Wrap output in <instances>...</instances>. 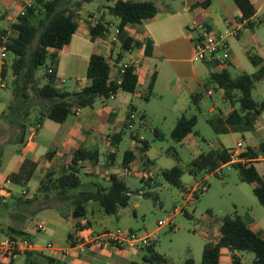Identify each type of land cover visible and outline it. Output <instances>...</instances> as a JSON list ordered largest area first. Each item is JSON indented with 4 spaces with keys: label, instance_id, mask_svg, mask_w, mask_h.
Returning a JSON list of instances; mask_svg holds the SVG:
<instances>
[{
    "label": "crops",
    "instance_id": "obj_1",
    "mask_svg": "<svg viewBox=\"0 0 264 264\" xmlns=\"http://www.w3.org/2000/svg\"><path fill=\"white\" fill-rule=\"evenodd\" d=\"M32 1L33 0H0V28L6 30L7 35L15 34L11 26L16 22L17 17L24 11L25 7L30 5ZM116 1L118 0H107V4L103 5L102 9L98 8L97 10L98 16L103 18V21L101 22L107 28V38L105 41L95 43L91 40L87 26L94 25L100 18L94 13L84 12V6H82L79 14L80 16L86 14L85 18L83 19L81 17L77 30L72 36L69 44L57 52L58 64L56 66V75L61 80V83L62 76L75 78V89L72 92H77L81 88L90 84V80L86 78V70L89 58L92 54L102 55L109 60H111L110 58L114 59L113 42L116 38L115 34L112 38L109 37L111 36V33H109V27L113 26L114 31L116 32L119 21L112 16H109L111 21H107L105 14H107V7L113 5ZM121 1H150L154 3L157 8V14L153 18L145 19L137 26L125 27L126 33L132 39L141 43L140 48L129 50L124 54L121 53L123 57L124 55H128V58L124 60L122 57L119 62L120 67L124 63L132 62L130 67L134 69L137 75L135 92L128 93L132 95L129 97L126 95L127 92L118 90L113 98L105 100H103V98L96 99L91 107L82 108L77 114L73 112L69 115L63 124H59L60 130L56 133H53L51 130L44 132L46 120L44 119L41 124H39V127L29 131L22 145H17L16 149L8 151L7 154V146L16 144L9 142L10 131L5 124L2 123L0 118V157L2 158L0 184H3L6 179H11V175L16 174L20 170L24 161L35 163L36 169L34 170L30 181L25 187H22V190H26L29 199H31L36 193L39 183L46 172L57 171L63 167H67L70 163L72 153L77 148H83L86 150H97L99 161L95 165L85 162V164L81 166L80 170L82 171H80L79 177L82 184L89 185L90 183H99L98 181L100 180L104 183H108L110 175H116L122 178L125 182V176L137 175L139 181L144 185L152 186L153 183L149 184L150 182L146 178H143L149 170L153 172L152 164L145 157L148 147L145 151H141V146L131 138V135H134V132V137L144 141L145 139L139 135L135 127L133 132L129 130L131 145L126 151L132 152L133 161L128 165L132 169V172L128 175L121 172V169L123 168L121 165V159L125 151L122 153L120 152L119 144L122 141L124 129H127L126 119L129 111L132 109L133 112H136L137 114V107L139 105L136 106L135 102L133 103L134 97H136L140 103L142 99L149 103L152 98H162L169 94H175L177 102L175 103L173 110L174 121L172 120V125H170L173 129L177 119L180 116L185 115L184 111L186 107H188L189 104L192 105V95H202L201 98H199V106L202 105L201 99L203 94L208 95L209 97L213 95V91L209 89L208 86V84H215L210 82V74L221 70L211 64L192 61V40L194 35L189 32L191 24L193 22L204 23L214 32L224 36L231 59L229 67L237 68L240 66L237 54L229 45V40L233 38L240 40L243 36H246L245 40L241 43V47L247 53V58L252 65L249 74H253L258 69V66H255L252 63L251 58L264 59V54L258 53L261 41L256 36L254 30L258 24L261 23L259 15L264 9V0H249L255 9V14L250 18L254 20L255 23L252 24L251 27L247 26V24L241 20V12L233 0ZM235 28H237L238 34L237 36H232L230 32ZM147 41L151 43L150 56H146L144 52V46ZM50 51L53 52V50ZM120 52L121 51L119 50L117 54ZM7 55L8 54L5 53V58H2V48L0 47V91L3 93H0V116L12 100L10 90L6 87V82L1 79V69L6 61L5 59ZM63 57L65 58L63 59ZM151 61H154L155 63H151ZM63 65L67 67V70L63 68ZM227 68L224 70L229 73ZM153 72H155V82L149 93L147 91V85L149 77ZM210 91L211 93L208 94ZM222 93L223 101L229 102L231 104L230 108L223 113L217 111V108L213 105L209 109L207 117L209 119H207V121L220 119L227 128L226 133L232 134L233 132H236L237 135L241 136V139H234L232 146L227 147L222 146L221 142H218L210 151L219 149L229 150L234 148L237 142L243 140L244 149H251L256 153L252 162V165L255 168L254 165L256 163L264 162V152L259 150L260 144L264 142V136L255 138V127L260 122L262 110L258 115L257 121L253 123L251 128L231 130L226 123V119L232 110L237 109L239 94L235 91L232 92L233 100L229 101L225 98L223 90ZM235 104H237V107H235ZM144 110L146 111V109ZM119 114L121 115L120 120H118ZM138 116H140L139 118L141 120L140 126H147L149 124L145 114H140ZM245 131L249 135L247 139H244L243 132ZM41 132L42 134H40ZM155 132L159 131L155 129ZM118 133H121L120 141L118 143L112 144L111 142H107L106 138L108 136L111 138L112 136H115V139H117L116 134ZM188 140L189 137L182 143L185 144ZM226 165L227 164H224L221 167ZM255 170L257 172L256 168ZM92 173L99 175L97 176L99 180H88L84 182L82 177L85 176L90 178ZM81 174H83V176H81ZM261 177H264V175ZM32 180H34L35 184L31 186L32 192L30 191L31 193H29L30 182ZM11 184L14 183L11 182ZM108 185H104V187H108ZM6 188L10 189L14 196L5 200L0 198V203H3L5 206L11 205L16 198L22 197L20 195L21 192L18 194L16 190L12 189L9 185H7ZM46 211H50L48 212L50 214H43L45 216L39 221L45 224V229L43 231L46 230L47 224H54L57 230L61 231V235L67 232V239L62 245H59L58 247L55 246V250L33 252L30 256H25V261L29 264H145L144 258L146 257V254L133 249L117 250L110 248L108 250H96L94 252L88 251L86 253L71 251L68 255L65 253L63 254L62 250L68 248L71 244H74L79 236L100 233L108 230V217L110 215L104 214L101 208L92 203L88 204L85 217H69L68 219H65L55 209H47ZM46 211L38 213L37 215L45 213ZM14 216L24 220L22 227L15 226V228L22 229L25 232L28 226L27 222H29L33 216L29 217L28 215L19 212V210L16 211ZM244 221L253 232L259 233L264 239V219L262 220L263 226H261V224L253 217H248V220ZM205 232L200 249L196 248V255L193 252L191 253V258L194 262L196 261V258L202 256L203 247L206 243L216 242L219 235L218 224L212 230L207 228ZM154 234L155 233L149 235L154 236ZM34 246L44 247L41 245ZM45 252H49V254L45 255ZM233 255L239 258L241 264H248L244 261L242 253L236 251L231 252L228 248H222L220 250V264H232ZM163 257L171 264H175L170 255L165 254ZM185 259L180 262H183Z\"/></svg>",
    "mask_w": 264,
    "mask_h": 264
},
{
    "label": "trees",
    "instance_id": "obj_2",
    "mask_svg": "<svg viewBox=\"0 0 264 264\" xmlns=\"http://www.w3.org/2000/svg\"><path fill=\"white\" fill-rule=\"evenodd\" d=\"M91 0H33L25 7L23 14L17 17L11 26L14 35H7L6 30L0 28V47L5 48L10 60L2 66L1 79L6 82L12 100L6 106L0 118L10 131L9 142L22 145L31 129H36L44 119L57 124H63L69 115L76 109L91 107L96 99H109L118 90L134 93L137 86V75L132 67L125 70L120 76L119 62L122 54L132 49L141 47V43L132 39L125 31L127 26H137L145 19L153 18L157 8L150 1L132 2L116 1L107 7L109 16L117 19L118 32L115 35L120 44V53L111 60L92 54L89 58L86 78L90 84L77 92H69L61 88V80L56 75L57 52L68 45L77 30L81 20L80 9ZM241 12V20L250 19L255 14V9L249 0H233ZM100 18L94 25H88L91 40L101 43L107 38V28ZM252 24H247L251 27ZM145 55L151 54V43L147 41L144 46ZM50 50H53L51 52ZM49 61V65L46 62ZM252 63L258 66L253 74H240L230 76L226 70L210 74V82L215 83L223 90L224 96L229 101L233 100L232 92L238 91V107L227 116L226 123L231 130L249 129L258 119L264 103L258 104L251 97V92L256 83L264 79V59L251 58ZM42 75L38 70L45 66ZM115 73V76H114ZM120 78V83L116 80ZM155 82V72L148 81L147 89L151 92ZM201 94L191 96L192 105L199 110ZM39 107L33 111V107ZM133 112V110H130ZM197 122L196 116H180L170 132V137L175 143L184 142L193 132ZM217 134L226 133L227 128L220 119L207 121ZM160 137L159 132H155ZM121 133L109 136L112 144L120 141ZM131 138L139 143L141 151L148 147L144 140H138L133 135ZM259 150L264 152V142ZM231 149L212 150L201 153L187 166V170L195 178L202 170L214 172L230 161ZM131 151H125L121 159L122 167H127L133 161ZM176 159L177 156L174 155ZM256 153L251 149H244L240 157L248 160L245 164H233L237 169L239 179L248 183L258 203L264 209V177L256 172L252 165ZM99 161L97 150L77 148L67 167L57 171H48L40 181L36 193L31 199L16 198L11 205L19 208V212L29 217L47 209H55L64 217H85L89 203L97 205L106 215H115L118 210L128 205L130 192L124 180L116 175H110L108 187L99 183L82 184L79 177L81 163L95 165ZM113 161V160H111ZM2 158L0 157V168ZM36 164L24 161L20 170L11 175V182L20 187H25L30 181ZM180 167L162 171V176L170 185L182 188ZM144 195V193H142ZM6 205L5 207H8ZM186 215L187 213L184 212ZM218 224V238L216 242L204 245L200 264H220L219 255L222 248L231 252H250L254 259L251 264H264V239L259 233L253 232L238 215H227L221 218ZM37 224H35V227ZM4 236H19L28 238L22 229L10 228ZM31 253H27L26 257ZM144 258L145 263L171 264L163 256L154 252L153 246L148 248ZM13 264V263H9ZM183 264H195L192 258H186ZM232 264H241L239 258L232 256Z\"/></svg>",
    "mask_w": 264,
    "mask_h": 264
},
{
    "label": "rangeland",
    "instance_id": "obj_3",
    "mask_svg": "<svg viewBox=\"0 0 264 264\" xmlns=\"http://www.w3.org/2000/svg\"><path fill=\"white\" fill-rule=\"evenodd\" d=\"M107 4V0H91L90 3L84 4V12H90L97 15L98 8L102 9L103 5ZM86 14L81 16L83 19ZM107 21H111L109 15L105 14ZM261 23L254 29L256 36L261 41V46L258 50L259 54H264V9L259 15ZM110 38L114 36V27H109ZM245 35V34H244ZM246 36H243L240 40L235 38L229 40L230 48L237 54L240 62V66L237 68L228 67V71L232 77H236L241 73H248L252 68L247 53L241 47V43L245 40ZM113 57L117 56V52L120 50V44L117 40L113 42ZM65 57H63L64 59ZM128 55H124L123 59L126 60ZM6 62L10 60L9 56L6 57ZM234 62V61H233ZM151 63H155L151 61ZM58 64V59L56 66ZM49 65V61L46 62ZM46 65L38 70V75H42ZM241 67V68H240ZM63 68L67 70V67L63 65ZM244 71V72H243ZM62 89L69 92L75 89V78L69 76H62ZM209 89L213 91V95L209 97L203 94L201 99L202 105L197 110L194 105L189 104L186 107L184 114L186 116H196L197 123L194 127V132L189 136L187 143L176 144L170 137V131L172 129V120L174 121V105L177 102L175 94H169L165 97H155L150 99L147 103L144 99L141 103L133 98V103L137 107L136 119L134 121V127L138 131L139 135L145 139L148 144L145 157L150 161L153 167L154 177L153 185H144L139 181L137 175L125 176V184L130 192L128 205L125 208L118 210L115 215H110L108 218V230L109 231H134L138 236L144 237L149 234L155 233L153 238L156 239L153 248L154 251L160 255H170L175 264H183L182 261L185 258H191V253L196 255V248L201 247L202 238L205 235V231L212 230L216 227L217 223L224 216L238 215L241 219L248 220V217H253L258 223L262 225L264 219V209L259 205L258 200L253 195L251 187L248 183L242 182L239 179L237 169L232 165H226L219 167V175H210L207 179V190L204 194L198 195L192 205H186L182 197L183 189L170 185L166 182L162 176V171L171 169L178 166L182 170L180 177V183L185 189L196 184L198 180L206 177L209 172L204 170L200 171L195 178L187 170L188 164L195 159L201 153L209 152L218 142L224 147L232 146V142L236 138L241 136L236 132L217 134L213 131L211 125L207 122L208 113L210 107L213 105L217 108V111L225 112L231 106L229 102H225L222 99V90L215 84H208ZM148 91V89H147ZM239 94L238 91H235ZM1 94L2 91H0ZM127 96H132L126 94ZM252 99L258 104L264 103V79L256 83L254 89L251 92ZM139 102V103H138ZM141 104V105H140ZM237 107V104H235ZM39 107H33L32 110L38 111ZM146 109V111L144 110ZM140 114H145L148 120L147 126H140ZM121 119V115H118V120ZM50 127V128H49ZM159 131L160 137H156L153 133L154 130ZM51 130L56 133L60 130V125L50 120H45L44 132ZM244 133V139L248 138V133ZM255 138L264 136V110H262V116L260 122L255 127ZM42 134V132L40 133ZM237 136V137H236ZM243 144V140L241 141ZM131 139L130 132L124 129L122 141L119 144L120 152H124L130 148ZM17 148V145H8L6 148V154L10 150ZM232 149V148H231ZM177 156L178 159L175 158ZM6 158V156H5ZM85 163H81L84 165ZM255 168L260 176L264 175V162L256 163ZM119 169V168H117ZM82 171V170H80ZM83 176V174H81ZM96 174L92 173L90 178L85 176L82 179L85 181L99 180ZM97 178V179H96ZM103 186L108 185L107 182L98 181ZM35 183L34 180L30 182L29 193L32 191V187ZM12 189L16 190L19 194L22 187L10 184ZM31 191V192H30ZM141 193V194H140ZM144 193V195H142ZM184 209L187 213H177L172 222L173 228L169 226L159 228L158 223L168 222L169 217L173 214L175 209ZM19 210L14 205L5 207L3 203H0V239L4 238V235L10 228L15 226L22 227L24 220L14 216L16 211ZM46 210L40 211L44 212ZM50 211L39 215H33L25 230L34 245L46 246L51 244L58 247L66 242L67 232L60 234L61 231L57 230L54 224H47L45 231H38L35 224L38 223L43 216ZM45 214V215H43ZM64 218V217H63ZM69 217H67L68 219ZM66 219V218H65ZM69 222V221H66ZM212 233V231H211ZM201 253V252H200ZM48 255L49 252H45ZM201 255V254H200ZM244 261L251 263L254 259L253 253L242 252ZM201 257L196 258L195 264H200ZM0 264H7L1 261ZM13 264H29L25 261V256H20L14 260ZM47 264V263H43Z\"/></svg>",
    "mask_w": 264,
    "mask_h": 264
},
{
    "label": "built area",
    "instance_id": "obj_4",
    "mask_svg": "<svg viewBox=\"0 0 264 264\" xmlns=\"http://www.w3.org/2000/svg\"><path fill=\"white\" fill-rule=\"evenodd\" d=\"M21 12L20 15H22ZM246 24H254L255 21L252 19H247L245 21ZM95 23V22H94ZM118 30H116L115 35ZM189 32L192 33V61L193 62H201L205 64L214 65L216 68L220 70H224L231 64L230 53L227 48V44L225 42V38L223 35H220L210 29L207 25L200 22H193L189 28ZM232 36H237L238 31L237 28L230 32ZM5 48L2 47V58H5ZM132 62L124 63L121 65L119 74L122 76L127 68L131 66ZM117 84L120 83V78L116 80ZM208 92V94H210ZM114 94H112L109 98H113ZM103 100H105L103 98ZM80 109H76L75 113L77 114ZM136 119V115L134 112L129 111L127 119H126V128L133 132L134 130V121ZM39 127V126H37ZM133 136L135 133L133 132ZM136 138V137H135ZM138 140H142L137 138ZM107 142L110 141L109 136L106 138ZM244 150L243 143L237 142L235 147L231 149L230 153V161L227 165L233 164H245L248 162L245 158L240 157V154ZM121 172L128 175L132 172L130 166L123 167ZM220 169L209 173L206 177L198 180L194 186L186 187L183 189L182 197L186 205H192L195 201V198L198 195H202L207 190V179L210 175H219ZM154 177V172L149 170L146 172L143 178H146L152 184V180ZM11 184L10 179H6L3 184H0V198L3 200L9 199L13 197V193L10 189L6 188L7 185ZM141 194V193H140ZM23 198L29 199L28 192L26 190H22L20 194ZM184 213V209H175L173 214L169 217L168 222H159L158 227L163 228L169 226L170 228L174 227L172 222L173 217L177 213ZM38 231H43L45 229V224L43 222H39L36 226ZM156 241L152 235H147L144 237L138 236L134 231H102L100 233L95 234H84L76 239L74 244H71L68 248L62 250L63 254H69L71 251H78L79 253H86L88 251H96V250H108L110 248H114L117 250L124 249H133L144 254L147 253L148 248L154 245ZM45 250H55V247L51 244H47L45 247H35L34 244L31 243L30 239L26 237L19 236H4L3 239H0V262H6L7 264L13 263L15 259L20 256H26L27 253L31 252H43ZM149 264V263H145Z\"/></svg>",
    "mask_w": 264,
    "mask_h": 264
}]
</instances>
